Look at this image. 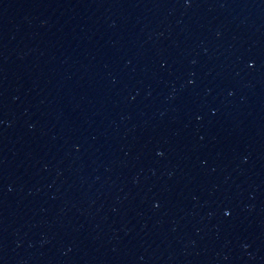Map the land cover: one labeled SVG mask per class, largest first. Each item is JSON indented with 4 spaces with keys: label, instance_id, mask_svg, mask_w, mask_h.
I'll return each mask as SVG.
<instances>
[{
    "label": "water",
    "instance_id": "1",
    "mask_svg": "<svg viewBox=\"0 0 264 264\" xmlns=\"http://www.w3.org/2000/svg\"><path fill=\"white\" fill-rule=\"evenodd\" d=\"M0 264H264V0H0Z\"/></svg>",
    "mask_w": 264,
    "mask_h": 264
}]
</instances>
